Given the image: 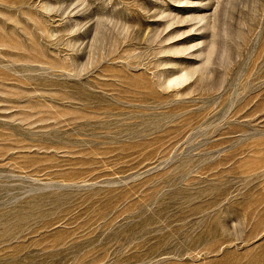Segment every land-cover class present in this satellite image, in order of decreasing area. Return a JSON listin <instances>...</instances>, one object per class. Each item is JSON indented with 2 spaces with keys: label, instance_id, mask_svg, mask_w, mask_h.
<instances>
[{
  "label": "rangeland",
  "instance_id": "1",
  "mask_svg": "<svg viewBox=\"0 0 264 264\" xmlns=\"http://www.w3.org/2000/svg\"><path fill=\"white\" fill-rule=\"evenodd\" d=\"M0 264H264V0H0Z\"/></svg>",
  "mask_w": 264,
  "mask_h": 264
}]
</instances>
